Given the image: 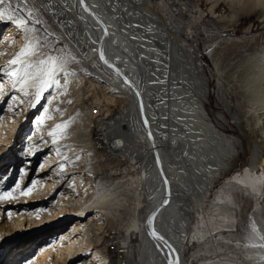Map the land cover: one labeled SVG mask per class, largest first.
Segmentation results:
<instances>
[{"label":"bare ground","instance_id":"6f19581e","mask_svg":"<svg viewBox=\"0 0 264 264\" xmlns=\"http://www.w3.org/2000/svg\"><path fill=\"white\" fill-rule=\"evenodd\" d=\"M120 1L0 3V12L5 14L0 19V194L11 192L18 202L6 220L3 212L9 206L0 204V264H264V175L259 172L264 168V35L239 39L262 48L247 53L229 79L224 77L222 59L231 39L218 32L213 36L207 52L220 77L219 98L232 120L227 121L225 112H214L212 119L205 107L209 77L193 45L195 36L184 32L189 11L183 7L193 13L197 6H192V0H122L118 4ZM208 1L214 11L222 0ZM225 1L231 3L233 13L229 24H238L249 6L264 12V0ZM152 2L161 9L172 6L168 11L177 35L160 36L173 49L174 57L161 50L159 59L165 70L177 68L172 73L178 77L174 76L176 84L156 86L155 93L143 54L121 21L125 13H144L151 18L150 27H158ZM20 19L27 20L26 27L33 31L25 33L18 27ZM41 33L67 45L70 58L87 71H67L65 79L72 76L78 85L86 79L97 82L108 103L115 98L129 101V109L109 121L98 119L96 145L118 160L126 159L119 166L120 173L107 175L99 185L94 182L98 171L84 168L86 161L75 141L63 149L59 142L64 140L54 144L48 137L44 123L55 114L58 92L46 91L33 107L34 82L29 80L21 87L19 78L8 74L15 67L9 62L26 47L28 38L29 50L19 66L38 63ZM33 51L38 54L32 55ZM64 68L65 62L62 72H66ZM181 82L187 83L184 89L178 88ZM167 95L173 98L167 100ZM167 103H172L169 110ZM31 117L34 121L29 130ZM41 117L43 124L38 123ZM227 126L239 128L251 140L249 163L231 175L243 144L239 137L221 130ZM25 130L30 132L23 156L17 150ZM187 145L190 150L182 153V167L178 168L173 160L176 147ZM9 159L14 164L4 174ZM15 166L22 168L18 181L13 176ZM131 172L135 175L129 176ZM166 180L171 199L163 205ZM29 187L30 195L20 194ZM156 209L159 213L151 231L149 216ZM107 226L116 231L110 233L115 235L116 254L96 247L109 232ZM189 246L196 250L187 259ZM16 257L21 259L16 262Z\"/></svg>","mask_w":264,"mask_h":264},{"label":"rangeland","instance_id":"374dc122","mask_svg":"<svg viewBox=\"0 0 264 264\" xmlns=\"http://www.w3.org/2000/svg\"><path fill=\"white\" fill-rule=\"evenodd\" d=\"M174 2V1H173ZM156 2H152V11H154L155 15L159 17L158 27H150V19L146 18L144 13L139 14H128L121 16V21L123 25H125L129 30L127 31L128 35H133L132 41L136 48L138 49L139 53L143 54V61L145 63L146 69L150 72L149 77L152 82L151 89L155 93V87L162 85V87L168 86L170 84H176L177 75L172 77V73L174 68L177 70L176 67L172 69L165 70L162 64L159 62L160 57L163 56V51L167 54L173 55V49H168L166 45L160 40V36L168 35V33L173 34V36L177 37L176 33H174L172 29L171 23V14L168 9H172V6H167V8H160L157 6ZM192 6H197L193 9V13H191V9L189 10L188 7H183V10H187L189 15V20L187 18L184 20L185 24V33L187 32L188 35L191 37L194 35L197 42L193 43V45L197 46V54L200 56L203 62V68L205 72L208 74L209 77V96L206 101V111L215 119L214 112H225L226 109L223 106L221 99L219 98V75L216 72L214 65L212 64L207 48L209 47V43L212 40L213 36L216 32L220 35L224 36L226 39H231V42L224 47V56L222 59V68L226 70L224 77L229 79V73L233 72V69L239 64L241 59L247 53H251L254 50H259L260 47L256 42L250 43L247 41L239 42V39L247 36H262L264 35V12L262 9L254 10L252 7L245 8L243 14L241 15L240 22L238 24H229L230 17L232 16L231 10V3L222 0L216 6L214 11H211L212 3L208 0H192ZM118 4H122V0L118 2ZM156 6V7H155ZM241 6H238L240 9ZM123 9H126L124 7ZM161 9V10H160ZM197 10V13H196ZM157 12V13H156ZM163 14V15H162ZM162 15V16H161ZM170 25V26H169ZM4 30V29H3ZM172 31V32H171ZM247 31V32H246ZM2 33V29L0 30ZM248 33V34H247ZM44 34V33H43ZM40 34V41L39 45L41 47L40 55L36 56V61L38 62L41 59H46L47 55H52L55 57L60 58L63 62H65V70L66 72H73L84 74L86 73L85 67H82L81 64L77 63L76 61L70 58L66 50V46L63 42L59 41L56 38H50L46 34ZM43 35V36H42ZM2 36H0L1 39ZM169 37V36H168ZM167 38V37H166ZM238 40V41H236ZM189 44V42H187ZM159 44V45H158ZM153 45L157 48L156 50L153 48ZM159 46L161 48H159ZM224 60V61H223ZM173 67V66H172ZM65 72V71H64ZM165 72L167 73V82L164 83L163 79L166 76ZM180 73V70L178 69ZM63 73V72H62ZM61 73L58 77L59 83L61 87L57 89H53L51 91H57V99L58 103L54 105L53 114L54 116H49L45 121V125L48 126L49 130L48 133L55 131V137L48 135L51 140L59 139L64 140L59 142L60 148L66 149L69 147V143L75 141L74 144L76 145L77 149L80 152L81 157L84 158L85 162V169L88 170L89 167H93L96 169L98 174H95L94 182L95 185H99L101 181L106 180L107 175H112V173H120L123 169H119L121 163L123 164L126 159L121 157L119 160L115 157V155L111 156L110 152L106 154L105 150H103L100 146H97L95 143V138L97 135L98 127V119L103 118L104 120L109 121L118 113H122L129 109V101L125 99L115 98L114 102L108 103L107 99L104 98L103 89L97 85V82L90 81L88 79L85 80V83L78 85L70 76V78H66ZM227 74V75H226ZM162 76H164L162 78ZM162 78V79H161ZM178 78V77H177ZM160 80V82H158ZM163 81V82H161ZM174 81V82H173ZM181 81V80H180ZM92 83V85L90 84ZM182 86H178V88L184 89V86H187V83L181 82ZM171 87V86H170ZM172 89L174 87H171ZM50 91V93H51ZM162 95H158V100H162ZM165 98V97H164ZM172 97L166 96L167 100H170ZM232 98V97H231ZM95 99H98L99 102L96 103ZM71 101V103H69ZM161 101V102H162ZM172 104V103H171ZM169 103L168 110L170 108ZM36 113V111H35ZM227 121L230 123L232 120V116L226 113ZM55 117V118H54ZM31 122L29 123V130L32 125V121H34V117H31ZM215 121V120H214ZM60 124H67L68 127L66 129H57V125ZM167 124H169L167 122ZM167 128V127H166ZM81 129V130H80ZM114 129V128H113ZM168 129V128H167ZM29 130H25L23 133V137L21 139L20 147L17 150L23 156H26V137L29 134ZM115 130V129H114ZM221 130L229 135H234L239 137L242 140L243 149L240 150L239 157L235 162H233L232 170L228 175L234 174L236 172H240L243 167H245L249 163V159L251 156L250 150V139L249 136L243 134L239 128L235 126H227L225 128H221ZM188 131V130H187ZM61 133L63 134V138L61 137ZM81 137H80V136ZM68 136H73L72 140L67 139ZM176 152L173 155V160L178 168L182 167V161L180 156L185 150H190V146H177ZM22 158V156H21ZM121 160V161H120ZM211 159L207 158L206 163H210ZM14 162L9 159L6 161V166L4 168V174H9L12 165ZM189 164V163H188ZM190 165V164H189ZM16 169V166H15ZM117 169H119L117 171ZM188 169V168H187ZM22 168H18L14 170L13 176L15 180H19ZM194 171V170H193ZM260 174L264 175V168L260 169ZM182 173L184 175L185 172ZM203 175H207L205 171H202ZM93 175V174H92ZM135 175L134 172H131L129 176ZM4 175H1L3 177ZM13 177V178H14ZM121 178V177H119ZM8 193V192H7ZM5 193V194H7ZM12 197H14L12 195ZM6 203L9 207L4 208V219H9L12 216L15 209L18 208L16 204L18 202L14 198H6L0 200V204ZM22 204V202H20ZM20 204V205H21ZM26 204V202H24ZM29 206V204H27ZM10 214V215H9ZM192 223V222H191ZM65 229V227H64ZM63 229V230H64ZM106 231H109L107 235H103V240L101 244H97L96 247L99 250H104L105 248L108 249L109 252H113V254L117 253V248L115 247V235H110V233H115V230L109 229L107 226ZM59 232V231H57ZM60 234V233H59ZM102 239V238H100ZM109 240V242H108ZM113 244V245H112ZM1 248V247H0ZM196 250L194 247L189 246L186 250V258L192 255V252ZM19 251H16L14 254H17ZM22 252V251H21ZM13 255V254H12Z\"/></svg>","mask_w":264,"mask_h":264},{"label":"snow or ice","instance_id":"6c2138e0","mask_svg":"<svg viewBox=\"0 0 264 264\" xmlns=\"http://www.w3.org/2000/svg\"><path fill=\"white\" fill-rule=\"evenodd\" d=\"M4 0H0V3H3ZM29 16H31V12L28 13ZM5 14L0 12V19H4ZM9 20L12 19L11 16L7 17ZM16 24L18 27L22 28L25 33H30L33 30L29 27H26L28 24V21L25 19H20L16 21ZM31 43V39L28 38L26 40V47L21 50L19 54H17V58L11 60L9 63L12 66H15L14 69L9 72L8 74L13 77H18V83L23 87L25 84L29 82V80L34 82L35 85V94H34V101L33 107L38 104L41 99L43 98V95L46 91H51L53 89H59L61 87L59 83L58 77L62 73V69L64 67V62L60 60V58L47 55L46 59H41L38 61V63L33 64L31 62H26L23 67L19 66L20 58L25 56L28 53V46ZM38 53L33 51L32 55H37ZM103 53H101V59H103ZM106 62V61H105ZM63 75L66 77L68 75L67 72H63ZM27 94V93H25ZM71 103V101H69ZM40 124L44 123V118L41 117V120L38 122ZM147 123V121H145ZM68 127L67 124H60L57 125V129H66ZM50 136L55 137V131L49 133ZM63 138V134L61 133V137ZM52 143H57V139H53L51 141ZM57 154H59V149H57ZM64 165H61V168H63ZM167 183V181H165ZM32 192V187H29L28 189L21 192V195H30ZM6 198H14L12 197V193L8 192L7 194H0V200L6 199Z\"/></svg>","mask_w":264,"mask_h":264},{"label":"water","instance_id":"95a60500","mask_svg":"<svg viewBox=\"0 0 264 264\" xmlns=\"http://www.w3.org/2000/svg\"><path fill=\"white\" fill-rule=\"evenodd\" d=\"M83 2V1H82ZM127 80V79H126ZM141 109H142V112L144 113V120L145 121H147V118H146V116H145V109H144V106L142 105L141 106ZM145 124H147V123H145ZM167 181V183H166V185H167V190H166V195H165V199H164V201H163V205H168L169 204V201H170V196H171V187H170V185H169V182H168V180H166ZM158 209H156L155 211H153L152 213H151V215L149 216V224L151 225V227H150V229H151V231L153 230V227H152V223H153V221H154V219L156 218V216L158 215Z\"/></svg>","mask_w":264,"mask_h":264}]
</instances>
